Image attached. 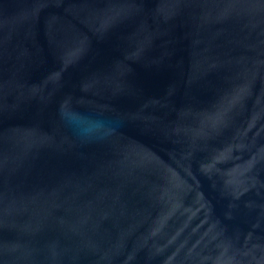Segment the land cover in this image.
I'll return each mask as SVG.
<instances>
[{
	"label": "water",
	"instance_id": "water-1",
	"mask_svg": "<svg viewBox=\"0 0 264 264\" xmlns=\"http://www.w3.org/2000/svg\"><path fill=\"white\" fill-rule=\"evenodd\" d=\"M0 264H264V0H0Z\"/></svg>",
	"mask_w": 264,
	"mask_h": 264
},
{
	"label": "clouds",
	"instance_id": "clouds-1",
	"mask_svg": "<svg viewBox=\"0 0 264 264\" xmlns=\"http://www.w3.org/2000/svg\"><path fill=\"white\" fill-rule=\"evenodd\" d=\"M118 126H119V123L115 127L108 128L105 132L101 133L100 135H98V136H96L94 138H102L103 136H105L107 134H110L111 132L115 131ZM78 136L81 137L82 139L92 138V137H87L86 138V137L80 136V135H78Z\"/></svg>",
	"mask_w": 264,
	"mask_h": 264
}]
</instances>
